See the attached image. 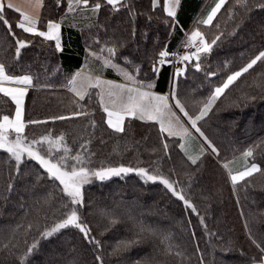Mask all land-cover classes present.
<instances>
[{
  "label": "trees",
  "instance_id": "16d2710c",
  "mask_svg": "<svg viewBox=\"0 0 264 264\" xmlns=\"http://www.w3.org/2000/svg\"><path fill=\"white\" fill-rule=\"evenodd\" d=\"M216 1L208 0L198 22ZM203 2L181 0L175 18L178 23L173 27L172 18L163 11V0H158L155 8L152 0H128L134 16L124 8L114 13L106 4L96 15L90 10L68 12L67 0H44L42 21L59 20L62 24V51H57L51 41L17 28L20 16L4 9L16 37L28 42L17 58L15 40L0 22V63L10 75H30L33 80L24 103L26 143L49 133L53 138L64 134L72 155L81 153L87 161L83 166L90 170L125 167L134 171L103 181L91 176L90 183L82 187L83 206L71 205L55 186L58 182L48 179L36 161L24 154L17 169L14 158L0 149V264H21V258L24 264H100L97 256L103 264H146L148 257L151 264H253L254 258L259 259L261 253L252 241L264 247V62H258L225 90L208 115L197 122L218 155L177 109L192 133L189 154L196 155L201 146L205 148L196 164L179 147L183 141L161 133L157 122L127 118L125 132L116 133L107 126L99 89L89 88L88 95L80 100L67 88L71 76L85 67L92 75L126 81L113 68L103 67L102 61L89 60L88 47L100 51L116 46L113 61L139 81L151 79L153 90L169 92L171 67L165 64L157 76L152 65L160 51H169L182 40L183 30L195 20ZM261 5L264 0H248L247 8L227 0L211 25L202 26L208 43L216 36L221 38L210 53L201 54L200 70H196L195 60L188 62L176 84L177 98L193 117L216 87L264 51ZM86 34L91 44L86 42ZM101 55L107 58L108 53ZM88 61L94 64L85 66ZM14 112L15 104L0 93V118H13ZM79 112L89 115H73ZM61 115L70 118L52 120ZM164 143L169 145L167 151ZM249 149L253 155L245 158L243 153ZM225 163L233 173L252 164L261 171L240 182L234 191ZM140 168L172 182L175 191L196 211L186 208L159 179L146 181L138 175L135 170ZM70 208L78 209L81 222L100 241L99 247L73 227L42 237L45 229L62 220ZM139 224L151 231L139 233ZM132 240L140 242L113 253L119 242ZM33 243L36 248L27 254Z\"/></svg>",
  "mask_w": 264,
  "mask_h": 264
},
{
  "label": "snow or ice",
  "instance_id": "6c2138e0",
  "mask_svg": "<svg viewBox=\"0 0 264 264\" xmlns=\"http://www.w3.org/2000/svg\"><path fill=\"white\" fill-rule=\"evenodd\" d=\"M37 2L42 6L43 0H37ZM180 2L181 0H164L163 11L167 14V17L172 18L173 27L176 23H178L175 18L177 16V9ZM235 2L240 7L247 8L248 6V0H235ZM152 3L155 8L158 0H152ZM225 3L226 0H218V3H216L215 7L212 8L207 18L199 21V23L211 25L214 17ZM105 4L111 6V11L114 13L119 12L122 8H124L128 10L130 16L135 15L133 9L128 3V0H95L94 3H90V0H67V10L68 12H75L77 9L82 11L90 10L93 15H96ZM7 7L11 9L13 8V5L9 3ZM261 7H264V5H261ZM4 8L5 5L0 3V22L7 27L8 33L15 40V44L17 45L15 54L18 58L21 50L28 46V42L16 37L15 32L12 30V24L3 15ZM15 11L19 12L22 16V20L16 24L17 28L22 29L24 33L42 37L46 41H55V48L57 51H62L60 23L49 21L47 24V31H39L37 28V18L21 12L19 8L15 9ZM133 35H135L134 32ZM220 38V36H216L211 43H208L204 34L199 30V28H196L190 35H187V40L184 44L186 49L193 48L194 51H186L183 54H179L169 53L166 49L162 50L158 54V59L152 65V72L158 76L165 64H172L174 61L167 59L170 55L174 56L175 60L181 63H191L195 60V68L196 70H200L199 61L201 54L210 53L213 45H215ZM197 43H199V47H197ZM105 51L108 53L107 58L102 55H98L97 53H91V55L95 56L97 60L102 61L103 67L116 69L122 74L123 78L128 83H116L110 80H104L99 75H82L81 72H76L68 81V90L78 96L80 100H83L85 95H88L89 88L99 89V101L103 112L107 115V126L116 133L125 132L124 124L126 118H136L143 121L157 122L161 133H166L168 137H179L183 141L179 144V147L185 151V154L188 156V159L192 164H196L201 156L204 155L205 148L201 146L199 153L196 155L189 154L192 133L189 128L184 125V122L181 120V117L177 114V112L174 111V108L178 109L179 112L187 118L191 127L195 129L201 137H203L204 142L207 144V147L211 149V152L218 155L219 153L217 148L210 140H208L207 136H205L201 129L197 126V122L204 119V117L208 115L215 102L225 93V90H227L243 74L252 69L258 62H264V51H260L259 54L256 55L246 66L229 75L220 86L216 87L207 102L203 104L199 114L193 117L185 110L184 105L176 96V84L178 82V78L185 72V67L175 69L171 79L170 94L158 95L151 91L143 90L145 88L152 89L155 87L154 83H144L143 81L137 80L136 75H133L125 68L120 67L118 63L113 62V58L117 56L118 52V48L116 46L100 49V53ZM124 59L127 63H131V61H128L127 58ZM139 71L140 68L137 66L135 68L136 74H138ZM32 83L33 81L30 75H10L6 66L3 63H0V93H2L4 97L10 98V100L15 104V114L13 118H10L9 115H3L2 118H0V149L9 154L11 158H14L17 169H19V165L23 162L22 156L27 154V157L30 160L36 161L45 171L48 179L52 180L54 183L58 182L55 186L58 187L64 196L68 198L70 204L79 206H83L82 187L83 185L90 183L91 176L103 181L111 176H119L121 173L127 174L134 171L131 168L125 167L90 170L86 166H83L87 163V161L81 153L78 152L75 155H72V149L69 148L65 142L64 134H60L58 137L53 138L51 133H49L39 139H32L26 143L28 138L23 135L26 127V122L23 119L24 98L27 95L28 88L32 86ZM5 84L17 85V87H6ZM21 85L26 87H19ZM170 100L174 101V104L171 103ZM73 115L80 116L89 114L79 112L74 113ZM69 118L70 117L61 115L52 117V120H66ZM27 123L40 124L47 123V121H28ZM91 123L92 127L96 126L94 120ZM13 133L15 134L14 137L12 136ZM44 145H47V147L45 148ZM81 147L86 146L82 145ZM163 147L165 151H167L169 145L164 143ZM61 151L63 154L57 156L56 153H60ZM252 155V149L243 153L245 158L251 157ZM69 161H75V163L70 164ZM223 167L229 169V163H225ZM135 171L138 175L145 177L146 181H157L159 179L161 184L171 190L173 195L177 196L178 199L184 202L186 208H190L193 212L196 211L195 206L192 205L184 195L175 191L173 183L168 179L162 176L150 175L148 171L143 168ZM260 171L261 169L256 164L246 166L244 170L235 173L229 169V177L233 185V190H236V186L240 184V182L245 181L246 178L251 177L254 173ZM9 189H11V185H9ZM63 206L66 208L69 207L68 204ZM113 223H115V221H113ZM201 223H203V219H201ZM70 227L78 229L83 234L84 239L89 243H93L97 247L100 246V241L91 236V229L81 222L77 208H70L69 211L64 214V218L62 220L56 222L51 228L45 229L41 235L43 238H49L54 234L59 233L61 230ZM137 227L139 229V233L151 231V229L146 228L143 224H139ZM164 239H167V237ZM139 242V240L121 241L113 249V253H119L122 250H127L132 245L138 244ZM252 242L261 253L259 259H253V264H264V247H262L260 243H257L255 239H253ZM36 246V243H33L27 249V254H31ZM96 259L97 261H100V264H103V260L100 256H97ZM21 264H24V258H21ZM136 264H142V262L136 261ZM146 264H151V257L146 258Z\"/></svg>",
  "mask_w": 264,
  "mask_h": 264
},
{
  "label": "crops",
  "instance_id": "0c3cea01",
  "mask_svg": "<svg viewBox=\"0 0 264 264\" xmlns=\"http://www.w3.org/2000/svg\"><path fill=\"white\" fill-rule=\"evenodd\" d=\"M207 2H208V0H204V2L202 4L199 12L195 15V18H194L195 20L191 23V25L187 29H184L183 30L184 37L182 39L187 40V35H190L191 32L194 31L196 28H199V30L202 32V26H208V25L200 24L198 22V18L200 17L201 12H202V10H203V8H204V6L206 5ZM0 3H3L5 5V8L4 9L11 10V11L17 13L20 16L19 22L22 20V16L20 15L19 12L15 11V9H17V8H19L21 12L26 13L29 16H32L34 18H37L38 19L37 28H38L39 31H47V24H48L49 21L60 23L59 20L42 21V16H43V12H44V0H43V3H42V6L37 2V0H0ZM9 3H11L13 5V8L9 9L7 7V5ZM216 3H218V0L216 1ZM216 3H215V5H216ZM163 4H164V0H163ZM215 5H214V7H215ZM177 12H178V9H177ZM208 14L206 15V17L204 19L207 18ZM60 35H61V47L63 49L62 24H61V32H60ZM51 42L54 44V47H55V41H51ZM187 63L188 62H183V63L178 62L177 65L174 68L170 66L171 67V70H172V74L171 75L173 76V73H174V71H175L176 68H180V67H185L186 68V64ZM82 71H83V69L77 70V72H82ZM95 75L97 76L99 74H95ZM21 76H23V75H21ZM99 76L102 77V78H104V79H106V80H110V81H113V82H116V83H124V82H126V81H121V80H117V79L107 78V77H104V76H101V75H99ZM172 76H171V79H172ZM171 79H170V85H169V92H166V93L157 92V91H155L153 89H146V88L143 89V90H145V91H151V92H153L155 94L168 95V94H170V91H171ZM5 86L6 87H17V85H10V84H5ZM19 87H26V86L21 85ZM32 87H33V83H32V86L28 88V91ZM25 98H26V96H25ZM25 98H24V103H25ZM170 102H172V101L170 100ZM23 113H24V111H23ZM14 114H15V112H14ZM106 120H107V115H106Z\"/></svg>",
  "mask_w": 264,
  "mask_h": 264
},
{
  "label": "rangeland",
  "instance_id": "374dc122",
  "mask_svg": "<svg viewBox=\"0 0 264 264\" xmlns=\"http://www.w3.org/2000/svg\"><path fill=\"white\" fill-rule=\"evenodd\" d=\"M7 13H8V11H6L5 12V14L7 15ZM11 14V13H10ZM11 16H13L12 14H11ZM96 32V31H95ZM94 32V33H95ZM86 42L89 40V43L91 42V38L90 37H88L87 36V34H86ZM88 43V42H87ZM94 43H95V41H94ZM91 44V43H90ZM96 45V44H95ZM100 45H104V44H100ZM108 47H110V46H108ZM88 50H89V55H90V58H89V60H93V62H95L97 59H96V57L95 56H93V55H91V53H97L98 55H101V53H100V51L98 50V48L96 47H93V46H91V49L88 47ZM159 54V53H158ZM158 54L156 55V58H155V62H156V60L158 59ZM108 57V56H107ZM93 62H90V61H88V63H85V66H88V65H90V63L93 65L94 63ZM114 63H117L115 60L113 61ZM119 64V63H118ZM120 65V67H122V68H124L121 64H119ZM187 65V64H186ZM88 69V70H87ZM86 69V67H85V69H83V71L81 72L82 73V75H92L91 73H89V68H87ZM126 69V68H125ZM114 71L116 72V73H118V74H120V75H122L121 73H119L116 69H114ZM148 73H149V75L151 74V72L150 71H148ZM183 75V74H182ZM92 76H96V75H92ZM102 78V77H101ZM102 79H104V78H102ZM104 80H106V79H104ZM148 82H152L151 81V79H149V80H147V82H145V83H148ZM124 83H127V82H124ZM158 95H161V94H158ZM172 103V102H171ZM175 109V108H174ZM174 111H176L177 112V114L180 116V114H179V112L177 111V109L176 110H174ZM252 114H247V117H249L250 118V116H251ZM127 119V118H126ZM181 120L184 122V120L181 118ZM184 125L186 126V127H188L186 124H185V122H184ZM189 128V127H188ZM190 130V129H189Z\"/></svg>",
  "mask_w": 264,
  "mask_h": 264
},
{
  "label": "built area",
  "instance_id": "2783aa9c",
  "mask_svg": "<svg viewBox=\"0 0 264 264\" xmlns=\"http://www.w3.org/2000/svg\"><path fill=\"white\" fill-rule=\"evenodd\" d=\"M185 42H186V40H181L174 48H172V49H170L168 52L169 53H179V54H183L184 52H191V51H194V49L193 48H185L184 47V44H185ZM200 45H199V43H197V47H199ZM168 60H172V61H174L172 64H166V65H170L171 67H175L176 65H177V63H178V61H176L175 60V57L174 56H169L168 58H167Z\"/></svg>",
  "mask_w": 264,
  "mask_h": 264
}]
</instances>
